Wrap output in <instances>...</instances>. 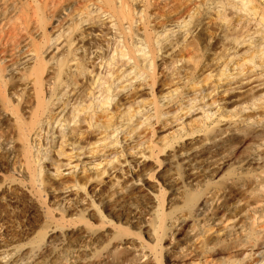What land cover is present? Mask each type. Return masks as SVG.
<instances>
[{"label":"bare ground","instance_id":"1","mask_svg":"<svg viewBox=\"0 0 264 264\" xmlns=\"http://www.w3.org/2000/svg\"><path fill=\"white\" fill-rule=\"evenodd\" d=\"M192 1L194 2V0H146L142 4L141 14L136 12L138 8L133 5V0H0V117L3 125L11 126L10 129L15 133L16 140L22 148L19 158L20 170L15 168L13 172L20 177H27L31 184L40 183V187H45L46 167L40 165L35 158L34 145L37 142L42 145V142L52 140L51 143L55 141L60 149L65 145L71 146L73 150L81 151V155L88 160L84 163L81 175L68 180L69 183L66 185L61 184V187H65L62 190L63 194L60 195L57 190L53 191L46 212L50 222L40 230H38L40 225L33 226L24 235L29 240L26 245H17L19 234L4 235L0 228V264H264V249H262L264 246V222H262L264 221V187H259V191L255 190L256 194L251 195L254 187L250 183L253 187L249 186L252 197L248 196L249 194L247 196L251 202L247 204L246 200H243L246 203L244 208L241 207L243 198L240 201L237 198L238 201H236L237 196L233 199V202H236H230L232 204L225 202L228 197L226 198L224 188L228 187H222L226 186L224 180L228 176L220 177L221 180L224 178L222 181L224 185L220 183L223 186H219H222L221 188L209 186L204 195L198 192V194L189 193L190 187L197 188L203 186L202 184L208 186V182L211 185L224 171L215 162L219 157L217 153L223 148L221 139L225 138V135L235 133L233 131H235L236 123L230 121L233 118V113H228L230 109H221L222 112L220 108L215 112L205 110L206 107H211L217 102L195 107L191 105L188 108V114L201 111V119L204 118L205 123L202 122L201 126L195 127L199 132L212 133V135L215 133L212 139H209L210 135L207 136L208 139L204 138L206 143L209 140L211 141L209 144L214 142L212 147L205 150H200L201 147L198 146L197 148L192 146L187 149L179 148L178 139L169 143L165 142L164 148L146 142L139 144L141 148L143 146L144 148L139 152L141 158H138L135 168L155 159L158 167L156 172H161L163 164L169 165L171 169L173 165L176 168V164L172 163L177 159L183 161L185 170L188 172L185 183L177 174H171L168 170L163 172L167 189L151 187L154 192H149L151 202L147 204L146 218L142 217L145 219V224L141 227L137 225L141 219L139 221L137 219L136 224L137 221L131 220L132 213L127 215V211L115 199V196L122 195L125 191L131 192L132 185L129 183L123 187L122 191H115L121 184L120 180L129 175L128 172L122 174V178H118L115 175L116 168L113 166L109 169L112 162H107L103 160L105 156H100L101 144L110 139L109 136L104 138L102 135L112 129L113 135L124 127V124H121L115 128L113 124L117 111H120L119 115H123L122 121H126L125 117H129L130 121L135 117L132 114L134 104L130 103H136L137 100L122 103L124 92L134 86L135 78H130L134 71L137 72L136 76L145 77V82L150 81H148L149 84L147 82L149 86L146 84L145 87L151 88V96L154 99L151 118H155L159 124L163 117L170 114L161 110L159 100H171L178 89H170L171 91L161 95L160 98L155 93L159 83L158 60L164 53L168 55L170 51H173L179 58L182 57L178 59L176 53L175 56L172 54L173 59L171 58L170 64L165 62L163 57V65L167 66L168 70L174 67L179 71V68H183L184 65L178 66L184 61V64L189 66L187 67L189 70L186 69L189 76L182 77L187 80L186 85L194 86L205 82L200 80L196 76L197 73L193 71L202 65L198 62L196 54H200L199 58L201 53L204 56L209 54L212 56L210 48L215 40L210 34L213 30L215 35L219 34L218 38H214L223 40V44L222 40L220 43L217 42L218 45L220 44L221 54L223 51L228 52L229 56L226 59H230L221 67L219 66L220 81L225 78L232 82L229 79L233 77L235 81L236 77L238 78V75L232 74L234 70L229 72L230 65H233L231 67L234 69H241L240 67L243 68L250 63L254 65V69H261V75L264 76V0H205L203 6L200 5L201 0H197L200 1L199 4L195 0L197 7L194 8H192L193 4H190ZM136 4L139 5L138 2ZM149 13H154L158 20L162 19L164 24L161 30L154 29L155 26L151 29L153 26L150 28L147 25L143 26L145 29L142 32H139V28L135 32V27L139 25L137 15L144 14L145 17ZM140 20L143 21L142 18ZM208 20L211 24H208ZM144 21L146 22L145 18ZM204 21L207 22V26L213 25L214 22L216 28L212 27V30L210 28L209 35L205 34V30H201L203 33L201 36L205 35V39L197 36L196 41L192 40L190 35L197 30L200 32L199 28ZM162 22L160 20V24ZM113 29L116 30H114V38L118 37V33L119 38L123 37L126 34L124 30L129 31L125 37L128 40L129 35L133 42L130 39L132 43H126L124 37L125 41L120 39L117 43L119 45L113 48L111 45L115 42L110 41L115 39L107 40L110 34L114 33ZM153 30L156 32L154 33ZM175 30L180 35L174 42H170L171 37L168 34L176 35ZM206 35L210 38H206ZM189 38L193 42L189 41ZM166 42H169L168 46L164 45ZM214 48L217 47L214 46ZM240 49L245 50H242L243 55H240L242 52ZM21 56L23 60L18 62ZM241 56H244L243 64L236 61ZM141 57L142 60H140ZM117 58L122 61H132L134 65L130 70L127 68L128 71L123 70L122 76L117 74L116 78L112 73L114 71L110 68L114 66V63L117 65ZM247 58L249 62L246 61ZM206 61L201 71L210 72L206 78V81H209L212 80L214 62L211 58ZM118 64L120 65L119 62ZM21 65L24 66L22 70L19 69ZM190 65L193 67L191 68ZM122 67L123 65L120 69ZM17 75L20 76L16 77ZM241 84L244 85L243 82ZM262 86L264 84H258L253 89ZM137 89L124 96L129 97L128 99L133 98ZM230 91L226 90L224 93L230 94ZM205 99L206 97H203L201 101ZM197 100V97L192 98L190 103L193 104ZM253 104L254 108L258 109L259 106H256L255 102ZM112 106L113 109L110 108ZM238 107L237 109L242 108ZM243 107L245 111H248L246 105ZM114 109H117L116 113H113ZM245 121L248 119L243 122ZM253 121L256 120L253 119ZM225 122H227L225 127L220 129L219 126L222 127L221 125ZM182 128L184 129V126ZM129 134L132 137L135 130ZM241 134L239 132L240 137ZM12 143L11 140L0 137V147L4 154H12ZM202 143L201 141V146ZM197 144L200 145V141ZM167 149L171 150L170 154L161 160L160 157ZM256 150V153L253 151V156L250 155L248 160L246 158L247 161H244L246 165H239V174L247 172L250 166L257 165V168L258 165L264 166V149L259 146ZM212 165L214 171H210L212 178L208 180L204 169L209 166L211 168ZM135 168L131 167L132 170L130 169L129 173L134 172ZM121 172L124 173V170ZM147 177L152 175L149 173ZM137 178L138 180L133 181L134 186H137L135 184L137 181L142 182L141 176ZM261 184L258 181L257 186ZM247 190H244L246 194ZM87 191L88 193L84 194ZM102 191L110 196H105L101 193ZM44 192L43 188L39 189L40 194ZM41 197L47 201L48 196ZM221 201H224L226 205L222 216H219L221 214L218 215L219 208L217 207L216 210L218 212L215 210L213 212V207ZM106 205L110 207L109 215H106L103 210ZM178 205L186 209L185 215H179L178 211L182 208ZM57 215L60 218H57ZM258 215L261 221L257 219ZM144 226L147 228L146 232L143 231ZM182 230L185 234L180 242L177 241L176 236ZM258 253L261 254L260 258L256 257ZM217 257L220 259H216Z\"/></svg>","mask_w":264,"mask_h":264},{"label":"rangeland","instance_id":"2","mask_svg":"<svg viewBox=\"0 0 264 264\" xmlns=\"http://www.w3.org/2000/svg\"><path fill=\"white\" fill-rule=\"evenodd\" d=\"M128 1H130V0H128ZM136 1L133 0L134 4L133 3H131V4L135 5L138 8V10H137V8L134 6V8L137 10L136 12H138V13L140 12L142 14L143 10L141 7H142V4H144L146 0H144V2L142 0L137 1L139 3L138 6H140V7L137 6ZM192 2H190L191 5L193 4L192 8L197 7L196 5L200 3V1H197V0H196L197 4L195 3V0L193 3ZM202 2H204V3H202ZM204 4H205V0H201L200 5L203 6ZM144 14H143V16L140 14H138L139 16L137 15V20L139 21V25H137L135 27V29H134L135 32L138 30V28H139V32H142V30H144L147 25H149L150 28L153 26L151 29H153L155 26L156 28H154V29H160L161 30L162 24H164L162 22L161 18H160V20L162 23L160 24V20H158L159 18L154 13L147 14V16H150V17H147L146 15L144 17ZM152 16L153 17L155 16V17L152 18ZM143 17L145 18L146 22L144 21ZM141 18L143 19V21L140 20ZM150 18H152V19H150ZM155 18L156 19L158 18L157 19L158 21H156ZM106 19H107V17H106ZM109 20H111V19H109ZM148 20H149V22H148ZM175 20H176V18H175ZM206 21H204V24L200 27L202 29L199 28L200 32H198V30H197L195 33H193L195 36H193V34L190 35L192 40L194 39V41H196V39H198V37L199 38L204 37V39H205V35L201 36V34H203L201 32V30H203V31L205 30L204 31L205 34L209 35L208 33H210V31H209L210 28H211V30H212V27L216 28V25L214 22L212 23L213 25L207 26ZM108 22H111V21H108ZM142 22L145 23L146 25L143 24ZM137 24H138V22H137ZM208 24H211L210 20H208ZM214 25H215V27H214ZM143 26H145V27H143ZM205 26H207V28H208V29L206 28L207 30L204 29ZM126 29H127V27H126ZM114 30L115 29H113V31ZM177 30H175V32H177ZM115 31H114V33L112 32V34H110V36L107 39V40H112V38L115 39L113 41H110V42H115L113 44L110 43V44H112L111 46H113V48H116L119 45V44L117 45V43H119L120 39L123 40V42H124L125 38H126V41H125L126 43L131 42L132 39H131V37L129 38V35H128L129 41L127 40V37H125L126 34L129 33V31L124 30L123 32H125L126 34L124 33L125 34L124 36L122 34L121 36H123V37L119 38V33H118V37L114 38L113 35L115 34ZM154 31L156 32V30H153V32ZM135 32L133 31V33H135ZM212 32L214 33L213 30H212ZM197 33H200V34L198 35ZM213 33H211L210 35H211V38L213 37V40H215L216 42L211 41L212 42L211 46L212 45L213 46L210 49H212V52H211L212 56L213 57L217 56V58L213 59L210 54L207 55L208 57L206 55L204 56L203 53H201V56H200L201 58H199L198 56L200 54L199 53L196 54L197 58L199 60L201 59V61L198 60V62H200V64H202L203 66L207 63L206 60L208 58H211L213 60L214 65L212 66V68H213L212 71H214V72H213V74H211L212 80L206 81L207 75L210 72L205 73V72H207L206 70L201 71L202 65H199L200 70L197 69L198 71L196 70L193 72H195V74L197 73L196 76L199 77L200 80H204L205 82H202L200 84H196L194 86L193 85H190V86L186 85L187 80L182 79V77L185 78V77L189 76V75L187 76V73L189 74V72H187V70H189V68H187V67H189V66H186V63L184 64V62H185L184 61L183 63L179 64L178 67H181V65L182 66L184 65L183 68H179L180 69L179 71L177 69H175L174 67H171L168 70L166 68L167 66L163 65L164 60L162 61V59L164 57L165 62L170 64L171 58L173 56H175L176 52L173 53V51H170L169 54L167 55L163 51L161 53L162 54L164 53L166 56H164V54L162 56V54L159 53V54H161L160 56H162V57H160L158 60V67H160V70L158 71L159 72V75H158L159 83L155 88V93H156L157 97L160 98L161 95H165L166 93H168L171 90L178 89V91H176L174 93V96L172 97L171 100H169V99L168 100H162V99L159 100V101H161V102H159V106H160L161 110L165 113L169 112L170 114L168 116L163 117L159 124H157V120L155 118H151V116L153 114V109H154V99L151 96V88L148 87L149 86L148 84L150 81L148 80L149 82L147 81L148 82V84H147V82L144 81L145 77L140 78L139 75L136 76L137 72L134 71V73L130 77V78H135V80L133 82L134 86L132 88H130L129 90L124 92L123 97H122V100H123L122 103L133 102L135 99L137 100L136 103H130V104H134L132 114L135 117L133 118L132 121H130L129 117H125L126 121H124V120L122 121L121 118L123 117V115H119L120 111H117V113H116L117 109H114L113 113H116V117L113 121V124H115V128L120 126L121 124H124L123 125L124 127L121 128V130L119 132H116L113 135H112L113 129L110 130L107 134L102 135V137L109 136L110 139L107 142L101 144L100 156L101 157L105 156L103 158V160H106L107 162H112V164L109 166V169L114 166L117 170L115 175H117L118 178L119 177L122 178V174H126V172H128V174H129L120 180L121 184H120V186L116 187L115 191L116 192L122 191L123 187H126V185L128 183H129V185H132V188L130 189L131 192L125 191L122 193V195L115 196V199L121 204L122 208L124 207L123 209L125 211L129 212V214L126 212L127 215H130L131 213L133 214V215L132 214L130 215L132 217L131 220H134L136 222L137 219H138V221L140 219L141 220L143 219L142 221L141 220L139 221L140 222L139 224H137L138 221L136 222V224L139 225L140 227H141V225L145 224L144 218H146V214H147L146 213V210L148 209L147 204L149 202H151V196L149 195V192L153 191V190H151V187H156V189H157V187H163V190L167 189V187L165 186V183H164L165 175H163V172L168 170V172L171 174H177L179 177H181V179L184 183L186 181L188 172L185 170V165H183V163H182L183 161L182 160L179 161L177 159H175V161L172 163V164H176V168L173 165L172 169H171L169 167V165L163 164L162 168H161L162 169L161 172H156V171H158V167H157V163H156L155 159H151L149 162L142 163V165H139L138 168H135L136 163L138 162L137 160H139L138 158H141V155H139V152L142 148H144V146L141 148L139 146V144L146 142L147 144H150V145L155 144L161 148H164L165 142L169 143V142L176 141L178 139V142H179L178 147L179 148L184 147L183 149H185V147H186V149H187V148H191V146L194 148L195 147L197 148V146H198V147H201L200 150H205L206 148L212 147V145L214 143L212 141V144H209L211 142L210 140H209L210 142L207 141V143H206V139H208L209 135L211 136V137H209V139H212V136L215 133L213 135H212V133L205 134L204 132H199V130L197 128H195L197 126H201L202 122L205 123V120H204V118H202L203 120L201 119L202 115H201L200 110L197 112H193V113L188 114L187 110H188V108L191 107V105H194V107H195L197 105L203 106L204 104L211 105V103L217 102V104H214L211 107H206L205 110H209V111L214 110V112H215V110L216 109L218 110V108H220L219 110L230 109V111H228V113L232 112L233 113L232 119L235 120L234 121L231 119L230 121H232L233 123H236L235 125L236 126L238 125V126H237V129L235 126V131H233L235 133H230L231 135L228 134V136L225 135L226 137L224 136L225 138H222L220 141V143L223 142L222 143L223 148H222V150H220L217 153V157L219 156L217 159L219 161L216 159L215 164L217 166L220 165V167H222V169L224 171L222 170L223 175L221 174V176H219L215 180L216 185H215V181H214V183H212L211 185H209V182H208L207 183L208 186L206 184H202L203 186H200L197 188H191L190 187L189 193L190 194L200 193L201 195H204V194H206V189L209 186L221 188L224 185L223 184L224 182L222 183L224 178L221 180L220 177H223V176L227 177L228 176L227 179L225 178L226 180H224L226 186L222 187V188L228 187L227 189L224 188L225 192H226L225 193L226 198L228 197L225 202L228 204H232L238 200L240 201L243 198L242 202H243V200H246L245 202L248 204V202H251V199L248 198V196L253 195L255 190H257V192H258L259 191L258 189H260L259 187H261V188L264 187V186H262V184L264 185V182H262V179H264V177H263L264 176V172H263L264 166L258 165V168H259V166L261 167L259 169L257 168V165H254L253 167L250 166L253 168V170H252V168L249 167V170L247 172H249V171L250 172L248 174L246 171H245L246 173L243 172V174H241V172H240L241 175L239 174L240 166L245 164L244 161H247L250 158V155L253 156L254 152L256 153V151H257L256 148H258L260 146V148L264 149V146L262 145V144H264V141H263L264 140V132H263L264 131V86L256 87L253 89V87L258 85V84H264V76L261 75V69H259V68L254 69V65L250 64V63L246 64L243 68L240 67L241 69H234L231 67L233 65H230L229 69H228L229 72H232L234 70L232 74H236V76L238 75V78L236 77L235 81L233 80V77L231 79H229V80H232V82L228 81L225 78H223L224 80L222 79V81H220L219 76H218L221 74L220 67H221V65H223L225 63V61H229L230 59L229 60L226 59L229 56L228 52L224 53L225 51H223L224 55L221 54L220 51H222V50L220 48V44L218 45V43H220V41L222 39H215V38L219 37V34L217 36V35H215V33L214 34ZM179 35H180L179 32H177L176 35H174L172 33L168 34V36L171 37V38H169V40H171L170 42H174L176 40V37L178 38ZM206 38H210V36L209 37L207 36ZM220 38H222V36H220ZM116 39H118V40H116ZM189 41H191V39ZM132 42H133V40H132ZM191 42H193V41H191ZM222 42H223V40L221 41V43ZM168 44H169V42L164 43L165 46H168ZM121 46H122V44H121ZM211 46H209V47H211ZM214 46H216L217 48L213 49ZM244 49H240V51H242ZM215 52H217V53H215ZM79 53L81 54V51ZM213 53L215 56L213 55ZM172 54H173V56H172ZM240 55H243V51L241 52ZM218 56H219V59H218ZM22 57L23 56H21L19 58L18 62L23 60V59H21ZM176 57L178 59L182 58V57L179 58V56H177V53H176ZM246 57H248V56H246ZM186 58L188 59V57H186ZM17 59H18V57L16 58V60ZM142 59L143 58L141 57L140 60H142ZM220 59L222 61H220ZM242 59H244V56L239 57L236 61L241 62L243 64L244 61ZM167 60H169L170 62ZM215 60H216V63H215ZM246 61L249 62V59L247 58ZM118 62L120 63V65L118 64ZM219 62H223V63H219ZM116 63H117V65L114 63V66H112L110 68L112 71L115 72V74H114V72H112L114 77L118 76L117 74H119V76L121 74V76H122L123 70L128 71L134 65L132 61L131 62L127 61V60L122 61L121 59L119 60L118 58L116 59ZM122 65H123V67L120 69V67ZM187 65H189V64H187ZM192 65H190V67ZM23 68H24V66L22 67V65H21V67L19 69L22 70ZM118 68L120 69V71ZM127 68H128V70H127ZM221 69L224 70V68H221ZM175 70H177V71H175ZM230 70H232V71H230ZM200 74H202L203 76ZM19 76L20 75H17L16 77H19ZM114 77H113V79H114ZM116 78H115V80H116ZM118 78H120V77H118ZM240 80H243V81H240ZM244 80H246V81H244ZM240 82L241 83L243 82L244 85H242ZM146 84L148 86L145 87ZM135 89H137V92L135 91L136 95L133 98L128 99L129 97L124 96L127 93L134 91ZM249 89H251V90H249ZM226 90L227 91L232 90L233 92L230 91V94L224 93V92H226ZM246 90H248L247 93H245ZM201 91H204V92L201 94L200 93ZM209 94H210V96H208ZM195 97L198 98L197 102L194 101L193 104H192V102L190 103V100L192 98H195ZM203 97H206V99L201 101ZM252 97L255 99H251ZM258 99H259V101H258ZM252 100L253 101L257 100L254 102L257 104V105L255 104L256 106H259L258 109L256 107L254 108V106H253L254 102ZM241 104H242V106H241ZM236 105H237V107L240 106L242 108L238 107L240 109H237ZM243 105L244 106L246 105V107H248V108L245 107L246 110H248V111L244 110ZM251 106L253 108H251ZM221 107H223V108H221ZM232 107H236V108H232ZM110 108L113 109V106ZM222 110H221V112H222ZM232 110H236V111H232ZM237 112H239V113H237ZM236 114H238L237 116L239 118H236L237 117ZM249 115L251 117H248ZM148 116H150L149 119H148ZM228 116H229V114H228ZM178 118H179V120H178ZM250 118H253L256 121H253V119H251L253 121V122H251ZM245 119L246 120L248 119V121H245L246 126H245V123L243 122ZM0 120H1L0 125H2V126H0V137L3 139H6V140L7 139L11 140L13 142L12 148H11V151H12L11 155L4 154L1 147H0V228L2 229V233L4 235H8V233L19 234L17 245H26L29 242V240L24 235L27 232H29V230L33 226L40 225L41 227L38 228V230H40L42 227H46L48 225V223L50 222V220L46 216V212H47V209L49 206V202L51 201V197L53 196L52 195L53 191L57 190L60 195L63 194L62 190L65 187H61V184L65 183V185H66V183H69L68 180L73 179L74 177H76L78 175H81L82 174V168L84 167V163H86L88 160L84 155H81V151L73 150V148L71 146L69 147L68 145H65L62 149H60L58 147V144L55 143V141L53 143H51L52 140L48 141L49 143L48 142H42V145H40L39 142H37V144L34 145L35 146V158H36L37 162L38 161L40 162L39 163L40 165H44L46 167L45 172H44V178H45L46 182H45V187L44 186L40 187V183L39 184L38 183L31 184L29 182L30 180L27 177H20L19 175L15 174L13 172V170L15 168L18 171L20 170V166H21L20 162L21 161L19 158H20L21 153H22V148H21V145L19 144V142L16 140V137L14 135L15 133L12 132V130L10 129L11 126L3 125L1 117H0ZM226 123L227 122L223 123L221 125L222 127L219 126V128L220 129L224 128L225 127L224 125ZM182 126H184V129L182 128ZM7 128H9V130ZM133 130H135V134H133L132 137H130L129 133ZM237 131H239L240 134L243 131L242 132L243 134H241L242 135L241 137L239 136V132L236 133ZM233 134H235L236 137ZM205 135H206V137H205ZM250 135H251V137H250ZM98 138H100V137H98ZM204 138H206V139H204ZM223 139H224V141H223ZM199 141H200V145L197 144V143H199ZM201 141L203 142L202 146L204 144L203 147L201 146ZM226 151H228L229 153ZM170 152H171V150L167 149L165 154H163L162 157H160V159L164 160L168 156V154H170ZM200 152L202 153L203 151H200ZM224 152L226 155H228L227 157L225 154H223ZM45 155H47V157ZM224 155H225V157L222 158ZM246 158H247V160H246ZM223 161H225V162L223 163ZM213 165L211 166L212 169L210 168V166L208 168L204 169V174H205V176L208 175L207 176L208 180L212 178V176H210L212 174V173H210V171L211 170L214 171ZM133 166L135 168V171L132 173L131 172L129 173V170ZM217 166H215V167H217ZM225 166H226V168H225ZM220 167H217V168H220ZM121 170H124V173H122ZM205 170H206V172H205ZM55 172H58V173H55ZM149 173H150V175H152V177H147V174H149ZM227 173L229 175H227ZM244 173H245V175H244ZM262 174H263V176H261ZM137 176L142 177V182L137 181L135 183L137 186H134L133 181L135 182V180H138ZM239 176H242V177H239ZM257 176L258 177L260 176V177L258 178ZM261 177H262V179H260ZM147 178H149V180H147ZM240 178H241V180H240ZM256 179H257V181H256ZM258 179H260V180H258ZM245 180H246V182H244ZM103 181L107 182V180H103ZM258 181H259V184L262 183L260 186H257ZM238 182H240V183H238ZM217 183H218V187H217ZM220 183H222L223 185ZM226 183H228V184H226ZM250 183H251V186L253 185L254 188L250 186ZM220 185H222V186L219 187ZM242 185L245 187L247 186V187L245 188ZM249 186L251 188H253L252 193L250 192L252 190ZM242 187L244 188V190L248 189L246 191L247 194L245 193V191L243 190ZM40 188L41 189L43 188V190H45V192L43 194L39 193ZM232 188H233V190H232ZM239 188H241V189H239ZM230 189H231V191H230ZM86 193H88V191L84 192V194H86ZM89 193H90V191H89ZM101 193L104 194L105 196H108V197L110 196V194H107L105 191H102ZM250 193H251V195H250ZM254 194H256V192ZM42 195L48 196L47 201L41 197ZM82 195H83V193H82ZM243 195H244V197H241ZM234 196H237V197L235 198ZM245 196H246V199H245ZM239 197H241V198L239 199ZM234 198L236 201L233 202ZM237 198H238V200H237ZM249 199H250V201H249ZM223 202L221 201V202H219L220 204L217 203L218 206L215 205L213 207V212H214V210L216 211L219 208L218 209L219 212L216 211V212H218V215H219V213H221L219 216H222V212L224 211L223 208L226 205L225 202L223 205ZM230 202H232V203H230ZM245 202L242 203V204H244L243 206L241 204L242 208L246 207ZM178 206L180 208H182V209L179 208L180 209L178 211L179 215H185L186 209L183 208L182 205H178ZM103 210L105 211L106 215L111 214L110 207L108 205H106L103 208ZM136 217H138V218H136ZM142 217H144V218H142ZM57 218H60L59 215H57ZM258 218L261 221V217L259 215L257 216V219ZM262 222H264V221H262ZM188 225H190V224H188ZM145 227L146 226L143 227L144 232L147 231V228H145ZM180 232L178 233L179 235L176 236L177 237L176 239H177V241L182 242L185 233L183 232V230ZM262 249H264V246L262 247ZM256 257L260 258L261 254L258 253L256 255ZM216 259H220V258L217 257Z\"/></svg>","mask_w":264,"mask_h":264}]
</instances>
